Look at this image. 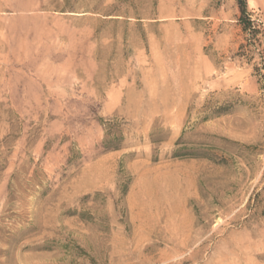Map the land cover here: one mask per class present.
I'll use <instances>...</instances> for the list:
<instances>
[{
  "label": "rangeland",
  "instance_id": "obj_1",
  "mask_svg": "<svg viewBox=\"0 0 264 264\" xmlns=\"http://www.w3.org/2000/svg\"><path fill=\"white\" fill-rule=\"evenodd\" d=\"M0 0V264H264V0Z\"/></svg>",
  "mask_w": 264,
  "mask_h": 264
},
{
  "label": "trees",
  "instance_id": "obj_2",
  "mask_svg": "<svg viewBox=\"0 0 264 264\" xmlns=\"http://www.w3.org/2000/svg\"><path fill=\"white\" fill-rule=\"evenodd\" d=\"M239 15L237 17L238 24L241 25V28L244 32H249L253 37L259 31L251 20V16L247 11L246 0H237Z\"/></svg>",
  "mask_w": 264,
  "mask_h": 264
}]
</instances>
